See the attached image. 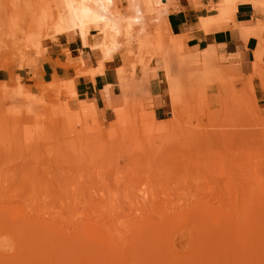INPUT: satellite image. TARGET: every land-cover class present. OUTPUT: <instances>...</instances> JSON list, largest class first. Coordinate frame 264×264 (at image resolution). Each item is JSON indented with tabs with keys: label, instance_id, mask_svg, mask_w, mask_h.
I'll use <instances>...</instances> for the list:
<instances>
[{
	"label": "rangeland",
	"instance_id": "rangeland-1",
	"mask_svg": "<svg viewBox=\"0 0 264 264\" xmlns=\"http://www.w3.org/2000/svg\"><path fill=\"white\" fill-rule=\"evenodd\" d=\"M30 12L47 20L38 36ZM59 13L71 31L61 0H0V264H264V41L252 73L151 16L120 37L123 102L104 115L71 96L82 64L62 52L40 74L66 37L50 31ZM98 38L66 37L97 65Z\"/></svg>",
	"mask_w": 264,
	"mask_h": 264
},
{
	"label": "crops",
	"instance_id": "crops-1",
	"mask_svg": "<svg viewBox=\"0 0 264 264\" xmlns=\"http://www.w3.org/2000/svg\"><path fill=\"white\" fill-rule=\"evenodd\" d=\"M223 0H174L170 3L168 15H166V28L184 43L188 50L195 53L209 51L218 52L228 56L240 55L244 61H252L254 65L252 73L255 72L256 56L260 52V44L264 41V0H260L259 6L255 3H239L233 14H224L220 11V3ZM225 1V0H224ZM225 4V3H224ZM261 28V29H259ZM251 29H255L252 32ZM259 29V30H258ZM63 36L68 39L69 35H75L73 29L67 31ZM64 39L58 44L49 47L47 60L43 64L40 74L45 82H50L56 72L54 61L65 50L70 52H83L90 59L87 65L81 55L83 65L80 68L79 77L72 82V98H77L81 103H88L100 114L107 115L114 103L116 110L120 107V85L118 74L114 68H107L102 74L91 77L90 71L98 65L92 56H87L82 47L75 45L77 41ZM69 46V47H67ZM62 53V54H63ZM264 54H262L263 61ZM217 58V54H216ZM206 60V57H203ZM114 70V71H113ZM5 76L0 73V77ZM8 77V75H6ZM1 81H6L1 80ZM163 80L160 76L150 82V92L155 98L154 102L162 101ZM120 96V97H119ZM163 105H156L155 114L158 115ZM118 111V110H117Z\"/></svg>",
	"mask_w": 264,
	"mask_h": 264
},
{
	"label": "bare ground",
	"instance_id": "bare-ground-1",
	"mask_svg": "<svg viewBox=\"0 0 264 264\" xmlns=\"http://www.w3.org/2000/svg\"><path fill=\"white\" fill-rule=\"evenodd\" d=\"M63 1L68 11L71 13L74 20L73 31L81 41L82 47L87 49V34L89 31H98V39H95L93 49L100 50L103 54L100 56L98 67L91 71V77L102 74L106 67L115 68L118 66L114 55L118 53L120 37L122 35H131L136 27L141 31L146 27V21L153 16L156 20H163L168 15V4L166 0H61ZM225 8L230 11L235 4V0H225ZM170 13V12H169ZM26 16H31L33 23L34 35H39L45 18L39 19L37 14L30 12ZM52 16H54L52 14ZM54 19V17H52ZM50 31H66V26L62 15L59 13L55 22L50 23ZM96 38V37H95ZM170 46V45H169ZM140 48H136L138 53ZM64 59L71 60L75 63L83 65L82 53L74 54L69 50L64 53ZM103 57V58H102ZM114 71V70H113ZM124 69L121 70L122 74ZM73 93V92H72ZM71 93V96H72ZM74 94V93H73ZM82 108L87 106V103L81 104ZM78 121L76 117H63L61 121L71 122ZM51 119L48 117L47 122ZM51 124V123H50ZM50 128L49 125L47 127ZM103 133V132H102Z\"/></svg>",
	"mask_w": 264,
	"mask_h": 264
}]
</instances>
